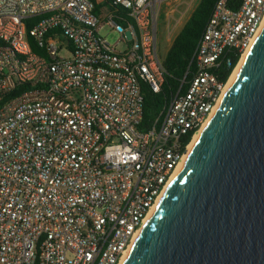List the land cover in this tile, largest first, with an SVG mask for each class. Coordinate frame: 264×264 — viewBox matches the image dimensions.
Listing matches in <instances>:
<instances>
[{
    "label": "built area",
    "instance_id": "obj_1",
    "mask_svg": "<svg viewBox=\"0 0 264 264\" xmlns=\"http://www.w3.org/2000/svg\"><path fill=\"white\" fill-rule=\"evenodd\" d=\"M196 1L0 0V264H121L264 23V0H217L191 78L142 129L160 15Z\"/></svg>",
    "mask_w": 264,
    "mask_h": 264
},
{
    "label": "water",
    "instance_id": "obj_2",
    "mask_svg": "<svg viewBox=\"0 0 264 264\" xmlns=\"http://www.w3.org/2000/svg\"><path fill=\"white\" fill-rule=\"evenodd\" d=\"M121 264H264V30Z\"/></svg>",
    "mask_w": 264,
    "mask_h": 264
},
{
    "label": "trees",
    "instance_id": "obj_3",
    "mask_svg": "<svg viewBox=\"0 0 264 264\" xmlns=\"http://www.w3.org/2000/svg\"><path fill=\"white\" fill-rule=\"evenodd\" d=\"M216 1L200 0L182 30L174 39L164 60L167 73L162 90L159 93H154L150 87H144V121L141 127L142 129L150 126L160 116L172 95L180 89L183 79L186 77L187 82L191 78L193 71V63H191L192 57L213 12ZM238 58L235 57L233 68L237 64ZM233 68L228 70L222 66L217 71L219 78L227 81ZM185 87L186 84L184 83L181 90ZM24 88L19 87L16 93L22 91ZM191 136L192 133L189 137L185 138V142H188Z\"/></svg>",
    "mask_w": 264,
    "mask_h": 264
},
{
    "label": "rangeland",
    "instance_id": "obj_4",
    "mask_svg": "<svg viewBox=\"0 0 264 264\" xmlns=\"http://www.w3.org/2000/svg\"><path fill=\"white\" fill-rule=\"evenodd\" d=\"M200 0H197L194 4L193 7L188 11V13L185 15V17L182 19L181 24H178L176 26H171L168 28L167 23L164 21V13L160 15L159 18V31H158V54L161 59V61L164 62L166 59L167 53L176 38V36L179 34V32L182 30L184 24L187 22L189 19L191 13L195 9V7L198 5ZM103 36L107 37V39L111 43H115L119 35L117 33L112 32L109 28H105L102 30ZM122 49L123 46H120Z\"/></svg>",
    "mask_w": 264,
    "mask_h": 264
},
{
    "label": "bare ground",
    "instance_id": "obj_5",
    "mask_svg": "<svg viewBox=\"0 0 264 264\" xmlns=\"http://www.w3.org/2000/svg\"><path fill=\"white\" fill-rule=\"evenodd\" d=\"M264 30V23H263V26L261 27V29L259 30L258 34L256 35V37L253 39L252 41V44L251 46L248 48V50L244 53L242 59L239 61V63L237 64V66L235 67V69L233 70L228 82L226 83L224 89H223V92H222V95H221V98L217 104V106L215 107L214 111L212 112L211 116L209 117V119L204 123V125L199 129V131L194 135L189 147H188V151L187 153L185 154L182 162L180 163V165L178 166L176 172L174 173L172 179L170 180L169 184L167 185L165 191L163 192V194L159 197V200H158V203L155 205V207L152 209V211L149 213L148 217L149 218L150 216L153 215L154 211L156 210V208L158 207V205L160 204L162 198L164 197L166 191L168 190V188L170 187L171 183L174 181V179L176 178V176L179 174V172L181 171V169L183 168V166L185 165V163L187 162V160L189 159V156L192 152V149L196 143V141L198 140V138L201 136V134L203 133V131L207 128V126L209 125L211 119L213 118L214 114L216 113L217 109H218V106H220V104L222 103V101L224 100L226 94L228 93L233 81H234V78H235V75L236 73L238 72L239 68L241 67V65L243 64V62L245 61V59L247 58V56L249 55V53L252 51V49L254 48L257 40L259 39L261 33L263 32ZM146 218V220H147ZM145 220V222H146ZM127 254V253H126ZM125 257V256H124ZM124 259V258H123ZM123 261V260H122ZM122 263V262H121Z\"/></svg>",
    "mask_w": 264,
    "mask_h": 264
}]
</instances>
